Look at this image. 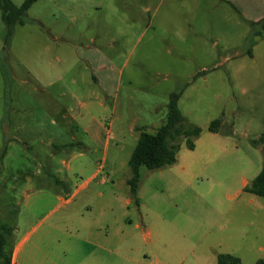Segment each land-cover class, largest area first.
Here are the masks:
<instances>
[{
  "label": "rangeland",
  "instance_id": "1",
  "mask_svg": "<svg viewBox=\"0 0 264 264\" xmlns=\"http://www.w3.org/2000/svg\"><path fill=\"white\" fill-rule=\"evenodd\" d=\"M249 21L217 0H38L26 24L6 41L0 11V116L10 102L15 108L26 105L29 115L42 113L33 90L37 72L43 79L50 61L74 93L86 80L93 83L73 50L93 38L106 57L101 65L124 72L118 99L113 90L106 109L94 104L90 110L97 121L111 123L108 149L93 146L73 163V173L63 168L60 160L67 156L61 153L53 163L62 168L56 177L19 147L7 156L0 123V185L30 179L29 194L35 197L17 203L15 192L0 187V224L12 226L16 214L30 211L34 222L60 206L62 212L122 219L121 258L115 256L120 264H218L219 254L243 264L264 259V199L242 187L264 165L261 147L251 143L264 133V39L251 44L255 22ZM177 92L186 122L202 133L194 150L180 142L174 165L140 169L137 205L127 185L137 128L167 117L169 96ZM136 118L140 124L133 133ZM216 119L222 120L221 132L210 133ZM27 136L38 135L28 130ZM94 173L97 178L69 204L53 194L70 198L59 193L64 189L57 178L67 177L70 190ZM44 178L50 186L42 184Z\"/></svg>",
  "mask_w": 264,
  "mask_h": 264
},
{
  "label": "crops",
  "instance_id": "2",
  "mask_svg": "<svg viewBox=\"0 0 264 264\" xmlns=\"http://www.w3.org/2000/svg\"><path fill=\"white\" fill-rule=\"evenodd\" d=\"M217 1L233 9L244 19L248 18L254 22L264 19V0ZM146 9L149 10V8ZM59 39L56 37L55 41ZM93 42L94 38L85 46L75 45L73 47L77 58L84 64L83 74L86 73L93 79V83L91 80H86L79 94L69 88L72 83H64V75L60 74L50 61L48 62L50 68H45L48 72L45 73L46 76L42 75L43 79L39 76L41 73L37 72L33 90L42 104V113L29 115L26 105H17L15 108L10 102L7 113L0 116L4 147L8 151L7 156L11 154V149L15 150L19 147L23 154L34 155L39 167L48 172L54 170L49 175L56 177L57 172H61L62 168L54 169L53 163L60 153L67 156V159L60 160L63 168L66 172L73 173L75 170L73 163L89 154L93 146L99 150L102 148L106 152L112 138L111 123L103 124L97 121L90 116V110L94 104L106 109L108 97H111L113 90L116 100L118 99L117 94L121 89L124 72L122 69L115 67L111 69L104 64L101 65L106 59L105 54L100 48L93 46ZM48 49H50L49 46H47ZM68 97L70 102H64ZM9 99H12L11 95ZM165 119L166 117L149 123L148 126V123H145L144 128H149V132H154L164 123ZM135 120L131 127L133 133H135L136 123L140 122V118ZM157 125L159 127L156 128ZM28 130L38 136L29 138ZM138 137L139 135L135 137L136 145ZM96 178L97 173H94L79 186L75 188L72 186L70 190L65 189L67 177L57 178V184L64 189L59 193L70 195V198L65 200L63 195L53 194L57 200H61L62 205L69 204ZM41 181L42 184L50 186L49 179L44 178ZM54 182L52 180V184ZM248 183L249 181L244 180L242 187H246ZM32 186L33 182L30 179H26L21 184L15 178L5 180L0 185L10 192H15L13 200L17 203L22 199L24 203H28L35 198L29 194L31 191L29 188ZM1 201L6 203L5 200ZM131 201L128 199L126 204L129 205ZM59 207L57 206L34 222H31L36 215L33 211L29 214L28 212L18 213L14 216L15 230L7 248L11 252V264H120L115 256L121 258L124 227L122 219L108 220L105 215L101 217L91 212H62L58 210ZM2 224H9V221H3ZM130 225L135 229L141 228L140 223L133 221H130Z\"/></svg>",
  "mask_w": 264,
  "mask_h": 264
},
{
  "label": "trees",
  "instance_id": "3",
  "mask_svg": "<svg viewBox=\"0 0 264 264\" xmlns=\"http://www.w3.org/2000/svg\"><path fill=\"white\" fill-rule=\"evenodd\" d=\"M38 0H25L21 5H16L12 0H0V11L2 21L7 29L8 41L16 26L26 24V17L29 9ZM254 26L252 36V45L255 44V38L264 39V19L252 23ZM249 55L252 51L249 49ZM189 84L186 85V87ZM182 92L172 93L169 96L168 113L164 123L154 132H149L146 128H137L139 133L137 145L128 161L130 168V178L127 185L134 202L139 205L137 193L140 182V169L145 167L149 170H158L174 165L177 161V153L180 148V142L185 140L189 150L195 149V140H197L202 129L186 122V118L179 108V100ZM222 120L216 119L211 122L208 130L210 133L218 134L221 132ZM230 135L231 131L224 133ZM252 145L261 147L264 156V133L253 140ZM244 191L264 199V165L260 173L253 179L250 185L244 188ZM15 226L10 224H0V264H11V252L7 250L9 240L13 236ZM218 264H243L240 259L230 254H219ZM255 264H264V259H260Z\"/></svg>",
  "mask_w": 264,
  "mask_h": 264
},
{
  "label": "built area",
  "instance_id": "4",
  "mask_svg": "<svg viewBox=\"0 0 264 264\" xmlns=\"http://www.w3.org/2000/svg\"><path fill=\"white\" fill-rule=\"evenodd\" d=\"M103 181H104V179H103Z\"/></svg>",
  "mask_w": 264,
  "mask_h": 264
}]
</instances>
